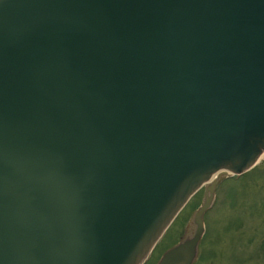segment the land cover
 Segmentation results:
<instances>
[{
    "label": "water",
    "instance_id": "1",
    "mask_svg": "<svg viewBox=\"0 0 264 264\" xmlns=\"http://www.w3.org/2000/svg\"><path fill=\"white\" fill-rule=\"evenodd\" d=\"M264 153V0H0V264H191L215 180Z\"/></svg>",
    "mask_w": 264,
    "mask_h": 264
},
{
    "label": "flooded vegetation",
    "instance_id": "2",
    "mask_svg": "<svg viewBox=\"0 0 264 264\" xmlns=\"http://www.w3.org/2000/svg\"><path fill=\"white\" fill-rule=\"evenodd\" d=\"M262 179L264 156L239 175H226L215 180L208 208L212 214L209 242H202L206 234L204 225L191 264H264ZM258 181L262 182L261 185ZM255 183L261 189H257L256 196L246 197L243 188L250 184L255 186ZM238 189L242 192L238 193ZM249 220L252 221L250 224Z\"/></svg>",
    "mask_w": 264,
    "mask_h": 264
},
{
    "label": "rangeland",
    "instance_id": "3",
    "mask_svg": "<svg viewBox=\"0 0 264 264\" xmlns=\"http://www.w3.org/2000/svg\"><path fill=\"white\" fill-rule=\"evenodd\" d=\"M244 178V177H243ZM264 180V179H262ZM262 182L258 181V184L261 185ZM244 194L246 197H254L257 194V189H261L259 185L255 183L247 185L243 188ZM263 189V188H262ZM238 189V193H241ZM203 195V188L199 189L195 195L189 200V203L186 207L179 213V215L172 221L168 229L165 231L163 236L157 242L152 253L149 255L148 260L144 264H155L160 254L167 249L168 247L175 244L180 237H183L188 231V221L190 219L191 213L195 210L196 206L200 203ZM249 200V199H248ZM211 217L212 214L208 210L203 214V222L206 227V234L203 238V244L209 242L210 237V228H211ZM252 221H248L250 224Z\"/></svg>",
    "mask_w": 264,
    "mask_h": 264
},
{
    "label": "bare ground",
    "instance_id": "4",
    "mask_svg": "<svg viewBox=\"0 0 264 264\" xmlns=\"http://www.w3.org/2000/svg\"><path fill=\"white\" fill-rule=\"evenodd\" d=\"M263 156H264V153L258 158V160H259L261 157H263ZM258 160H257V161H258ZM178 215H179V214H178Z\"/></svg>",
    "mask_w": 264,
    "mask_h": 264
},
{
    "label": "trees",
    "instance_id": "5",
    "mask_svg": "<svg viewBox=\"0 0 264 264\" xmlns=\"http://www.w3.org/2000/svg\"><path fill=\"white\" fill-rule=\"evenodd\" d=\"M194 195H195V194H194ZM192 197H193V196H192ZM192 197H191V198H192ZM188 203H189V201H188ZM185 207H186V206H185ZM145 263H146V262H145Z\"/></svg>",
    "mask_w": 264,
    "mask_h": 264
}]
</instances>
